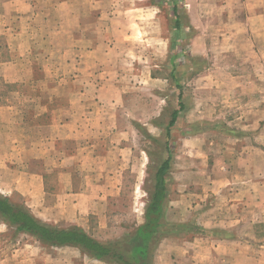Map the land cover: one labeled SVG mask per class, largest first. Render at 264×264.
Listing matches in <instances>:
<instances>
[{
  "label": "rangeland",
  "instance_id": "374dc122",
  "mask_svg": "<svg viewBox=\"0 0 264 264\" xmlns=\"http://www.w3.org/2000/svg\"><path fill=\"white\" fill-rule=\"evenodd\" d=\"M60 1L52 0L51 5L37 3L23 17H12L6 33L0 34V189L4 193L0 192L25 205L24 197L10 186L12 178L18 177L14 173L23 168L11 162L13 147L19 143L16 140L29 134V123L37 124L38 117H43L38 113L46 107L64 105L75 85L74 75L66 73L61 65L51 69L46 56L48 45L62 49L71 42L67 30L48 37L52 44L47 46L43 42L46 37L38 41V10L50 8L54 16L58 14L55 25L66 28L63 13L67 5ZM243 1H72L75 11L86 17L88 29L97 22L114 31L105 36V50L114 59V75L121 87L127 83L128 93L124 106H118L122 112L116 119L124 125L132 120L138 128L132 137L137 159L131 165L138 178L127 179L128 188L116 203L118 210L107 226L96 214H89L85 220L88 225L82 228L102 242L129 237L146 222L158 170L168 161L160 225L150 241L146 264H200L203 247L210 252L211 239L237 228L232 226L234 216L241 219L238 211L230 207L234 198L230 165L236 157V147L243 141L250 143L248 149L256 160L259 149H254V144L264 146V116L251 119L250 125L242 128L249 123L248 116H243L249 96L264 92V76L256 75L257 81L250 85L236 83L231 78L234 72L253 80L247 70L250 62L221 48L230 45L227 41L231 40L222 33L243 17ZM259 6L264 12V2ZM97 12L99 20L93 17ZM127 33L131 36L127 37ZM235 42L245 43L240 39ZM110 57L106 54L105 63ZM151 76L153 83L149 81ZM178 84L189 111H179L168 133L172 114L179 109ZM130 169L127 176L131 175ZM250 202L243 213L245 226L238 229L240 235L251 237L252 249L257 251L258 244H264V208L258 212L254 210L255 201ZM157 216L155 212L151 218ZM35 241V237L16 233L0 219V261L5 258L7 264H31ZM37 251L38 264H112L91 258L73 246H48L38 241ZM20 253L26 254L25 260L15 258Z\"/></svg>",
  "mask_w": 264,
  "mask_h": 264
},
{
  "label": "crops",
  "instance_id": "0c3cea01",
  "mask_svg": "<svg viewBox=\"0 0 264 264\" xmlns=\"http://www.w3.org/2000/svg\"><path fill=\"white\" fill-rule=\"evenodd\" d=\"M61 1L59 4L67 5V11L63 13L66 28L55 25L58 14L54 16L50 8L43 12L38 10V16L41 15V19H38V41L39 37H46L43 42L47 46L52 44L48 37L55 35L58 30H67L65 32L69 33L71 42L62 49L48 45L46 56L51 69L61 65L66 73L74 75V90L69 92L64 105L43 108L38 113V116H43L38 117V123L31 122L27 126L29 134L25 139L21 137L16 140L19 143L13 147L11 162L19 163L23 168L14 173L18 177L12 178L10 189L17 190L24 197L26 205L37 218L50 224L85 227L88 225L86 216L96 214L107 226L112 221L113 213L118 210L116 203L128 188L127 179L138 178V175H133L134 169L131 168L137 159L132 137L137 135L138 128L132 120L124 125L116 119L122 112L118 106H124L128 93L127 83L121 87L120 80L114 75V59L105 50L108 49L105 36H110L114 31L98 26L97 22L88 29L84 14L77 13L72 7L74 0ZM41 2L46 5L53 3L52 0H3L0 6V34L6 33L12 17H23ZM263 2L244 0L246 8L242 9L243 17L236 20L231 30L222 33L231 42L227 41L230 45L221 48L250 62L247 70L253 80L251 76L234 72L231 78L238 84L250 85L257 81L256 75L259 78L264 76V12L261 10L263 8L258 7ZM94 14L93 17L99 20V13ZM126 36L131 35L127 33ZM237 39L245 43L235 42ZM167 41L169 48L170 41ZM106 54L110 57L107 63L104 59ZM126 59L129 60L128 57ZM149 81L153 83L154 78L151 76ZM258 83L261 85V82ZM77 84L80 87H75ZM177 86L179 108L181 102L186 108L184 95L180 91L182 87L179 84ZM49 98L51 101L54 99L53 95ZM249 98L251 100L244 108L246 112L243 115L248 116L249 123H244L243 129L250 125L251 119L264 116V92L254 93ZM229 101H232V97ZM126 110L128 114L131 113L129 109ZM184 111L188 112L189 108ZM248 148L250 143L245 141L237 146L236 157H233L230 165V177L234 185V198L230 207L233 212L238 211L241 219L234 216L232 226L237 228L228 229L226 236L218 235L211 239L210 252L207 247V250L203 247L200 264H264V244L259 243V248L254 251L251 237L248 234L240 235L238 229L245 226L243 213L251 206L250 201H255L254 210L261 212L264 208V146L261 143L254 144L253 148L259 149L256 152L257 160ZM129 169L131 175L127 176ZM9 173L12 175L11 170ZM34 245L36 251L30 255V260L31 264H38L37 239ZM15 258L23 261L26 254L20 253ZM5 260L2 259L0 264H7Z\"/></svg>",
  "mask_w": 264,
  "mask_h": 264
},
{
  "label": "trees",
  "instance_id": "16d2710c",
  "mask_svg": "<svg viewBox=\"0 0 264 264\" xmlns=\"http://www.w3.org/2000/svg\"><path fill=\"white\" fill-rule=\"evenodd\" d=\"M185 105L180 103V108L172 114V119L167 125L175 124L178 113ZM168 168L165 161L157 173L158 183L153 193L146 222L140 225L134 233L125 239L115 242H102L78 225L60 227L37 218L30 208L21 203L14 202L11 198L0 192V219L7 223L16 233H27L35 237L42 244L48 246H73L79 248L91 258L103 260L112 264H146L149 255L150 241L160 225V219L165 198L164 175ZM157 213L155 219L152 213Z\"/></svg>",
  "mask_w": 264,
  "mask_h": 264
}]
</instances>
